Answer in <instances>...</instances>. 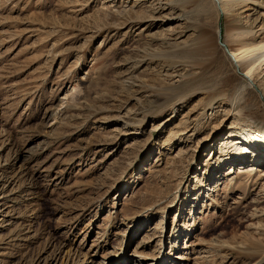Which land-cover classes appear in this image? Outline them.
Masks as SVG:
<instances>
[{
  "label": "rangeland",
  "instance_id": "rangeland-1",
  "mask_svg": "<svg viewBox=\"0 0 264 264\" xmlns=\"http://www.w3.org/2000/svg\"><path fill=\"white\" fill-rule=\"evenodd\" d=\"M216 2L0 0V264H264V0Z\"/></svg>",
  "mask_w": 264,
  "mask_h": 264
},
{
  "label": "bare ground",
  "instance_id": "bare-ground-1",
  "mask_svg": "<svg viewBox=\"0 0 264 264\" xmlns=\"http://www.w3.org/2000/svg\"><path fill=\"white\" fill-rule=\"evenodd\" d=\"M206 0H183V2L185 3V8H200V9H206L205 8V2ZM208 1V0H207ZM236 0H218L219 4L216 2V5H219L218 10L220 11H225V6H229L230 4H232L233 2H235ZM246 1V0H243ZM252 3H254L257 0H250ZM186 10V9H185ZM219 11V12H220ZM120 13H124L122 14L123 17L125 16L126 19H124V21L120 24L121 26L123 25H127V23L134 18L137 19H141V20H146L147 17H159L158 14H155L156 12H152L151 14H148L147 12H140L137 13L135 10H133V8L131 7L129 10H123ZM136 14V15H133ZM210 36L207 35V33L205 31H202L200 34H198V36L193 39V42L191 44H186L185 46H179L178 49H176L175 55L181 57L183 60L181 63L183 64H188L189 63V67H191V69L195 68V67H201L203 70L205 69H209L210 66L213 65H218V69L222 66V60L218 59V54L215 51V48L213 46L212 41L209 38ZM259 52V56H256V52ZM256 54V55H255ZM159 56H163L164 54L162 53H158ZM254 55L256 57H254ZM264 55V41H260V42H255V43H248V42H244L241 41L239 46H233L232 47V56L233 58H235L236 62H238L239 60L243 59V63H242V67L243 70L246 72L245 76L247 75V77H249V75H253L255 74V68H257V62L263 58L262 56ZM169 57V54H168ZM186 60H185V59ZM236 64L233 63L232 67H235ZM225 67V65H224ZM236 68V67H235ZM221 71H223V67H221L219 69V73H221ZM217 74V71L215 72ZM231 74V73H230ZM234 79H238L236 74H231L228 75L224 81V87H231L230 84L234 81ZM196 81V77L195 79H186L184 80V82L181 84V86L177 87V89H180V91L184 90H191L192 88H194L195 86H198ZM249 135V134H248ZM230 137H233V139H235L236 137V133L235 134H231ZM250 139H254L256 140L255 136H249ZM250 139H246V140H250ZM251 142V141H250ZM235 142H232V144ZM233 145L230 144V147L232 148ZM241 153V152H240ZM237 154H239V152H237ZM235 155V154H234ZM262 158L264 159V155L262 154ZM231 168L233 169L232 165ZM247 185H252V187H256L257 184L255 183H247Z\"/></svg>",
  "mask_w": 264,
  "mask_h": 264
},
{
  "label": "water",
  "instance_id": "water-1",
  "mask_svg": "<svg viewBox=\"0 0 264 264\" xmlns=\"http://www.w3.org/2000/svg\"><path fill=\"white\" fill-rule=\"evenodd\" d=\"M221 37V36H220Z\"/></svg>",
  "mask_w": 264,
  "mask_h": 264
}]
</instances>
